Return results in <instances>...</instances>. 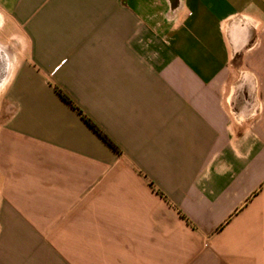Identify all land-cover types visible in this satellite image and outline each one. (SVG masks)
Here are the masks:
<instances>
[{"label": "crops", "instance_id": "crops-1", "mask_svg": "<svg viewBox=\"0 0 264 264\" xmlns=\"http://www.w3.org/2000/svg\"><path fill=\"white\" fill-rule=\"evenodd\" d=\"M0 47V264H264V0H0Z\"/></svg>", "mask_w": 264, "mask_h": 264}, {"label": "rangeland", "instance_id": "rangeland-1", "mask_svg": "<svg viewBox=\"0 0 264 264\" xmlns=\"http://www.w3.org/2000/svg\"><path fill=\"white\" fill-rule=\"evenodd\" d=\"M13 50L9 51L0 47V106L2 103V95L11 73V63L14 61Z\"/></svg>", "mask_w": 264, "mask_h": 264}, {"label": "trees", "instance_id": "trees-1", "mask_svg": "<svg viewBox=\"0 0 264 264\" xmlns=\"http://www.w3.org/2000/svg\"><path fill=\"white\" fill-rule=\"evenodd\" d=\"M59 94L61 97L69 104H71V101L67 99L60 91ZM72 105V104H71ZM77 111H79L77 108H75ZM79 113L82 115V113L79 111ZM83 118L85 119V122L109 145L111 146L115 151H118V149L113 145V143L95 126L89 121L84 115Z\"/></svg>", "mask_w": 264, "mask_h": 264}]
</instances>
